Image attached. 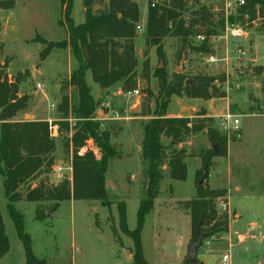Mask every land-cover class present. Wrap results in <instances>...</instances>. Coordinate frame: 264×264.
<instances>
[{"label":"rangeland","instance_id":"1","mask_svg":"<svg viewBox=\"0 0 264 264\" xmlns=\"http://www.w3.org/2000/svg\"><path fill=\"white\" fill-rule=\"evenodd\" d=\"M14 7L9 10L0 9V63L5 64V73L8 80H12L18 73L22 75L19 86V95L29 97L27 108L19 112L14 121H28L45 119L55 123V152L53 168L70 163L71 171H63L66 178L72 177V155L71 147H67L73 134L77 121L74 116L63 117L59 111L62 99H68L70 107L76 104V89L71 85V72L77 63L72 57L69 48L53 49L46 57L42 52L45 46L33 42L35 38L46 41L59 42L66 39V31L58 25L61 17V5L57 0H12ZM142 5L139 25H145V6L148 0H136ZM210 8L212 21L216 26L218 36L208 40L210 54L195 53L193 48L202 44L198 37H190L185 45L180 38L166 37L162 40L164 57L159 59L154 48L150 49V80L148 87L154 95L149 101L151 110L159 104L157 80L152 77L153 70L157 67L163 69L168 78L181 73L193 80L197 77L217 78L212 87L219 93H225L228 100L236 106L226 107L228 100L218 99L210 104L204 105L201 99H188L185 96L171 98L166 114L167 116L197 118L198 114L204 112L199 120H209L207 126L211 128L213 136L225 137V154L212 157V168L217 174L214 189L224 190L222 197L226 203L238 196L246 194L264 196V74L256 76L253 73V58L245 54H237L239 51H247V45L251 44V38L256 34H262L257 19L253 22H243L236 19V24L243 29V38H233L226 30V15L222 0H188L186 2L183 18L186 22L190 14L199 5ZM164 3H168L165 0ZM102 5L96 3L94 11L100 10ZM236 18L237 13H233ZM71 17L75 25L84 22L82 0H73ZM222 21L224 24L222 25ZM146 33L136 34L138 40L135 42L137 58L136 79L130 84L126 91L123 85L112 88L118 91V96L109 100L105 92H99L87 75V82L93 86V100L97 103L92 112V121L98 123L93 125L90 136L99 146L102 143L101 134L108 130L112 135V144L120 158L114 159L108 164L105 174L108 204L100 205L99 202L64 201L59 208L50 213L51 202L30 203L20 201L15 204V211L21 221L24 233L31 240V249L35 257L45 259L50 264H123V255L129 256L134 243L130 237L124 234L120 228L119 209L117 204L124 203L125 226L128 230H134L137 223V209L140 201V193L143 188V163L141 159V141L143 138V126L150 120L149 117H141L140 113L146 97L142 89L144 81L139 77L141 74L142 52L145 47L142 43ZM218 37H220L218 39ZM144 38V39H145ZM259 53L264 55V41L258 43ZM134 52V54H135ZM227 52L229 55L227 56ZM227 58L224 62H210L213 56ZM135 56V55H134ZM256 68V67H255ZM264 68V65H263ZM224 82H220V80ZM42 84L40 90L36 87ZM263 88V90H262ZM116 89V90H115ZM134 90H139V97L129 95ZM110 102L112 110L116 111L120 120H94L101 118L102 104ZM208 108V110L206 109ZM104 112V111H103ZM229 112L239 120V129L225 136L218 130L217 117L214 113ZM72 114V113H71ZM222 114V115H224ZM90 116V117H91ZM89 118V116H87ZM198 120V119H197ZM92 123V122H89ZM89 138L95 146L93 139ZM162 143L167 146L169 139L161 137ZM218 146V154L222 148L211 145L206 132L186 137L184 142L176 148H183L186 152L184 162H188L187 176L184 181H173L168 178V168L162 167L164 175L160 183L159 195L154 200L153 208L145 215L140 232V247L144 260L147 264H170L168 260L163 261L162 251L168 252L177 242L183 231L187 229V219L177 209H183L181 201L190 200L194 197L195 171L193 165L201 166V158L209 155L213 147ZM96 147V146H95ZM97 149V148H96ZM230 149V150H229ZM98 150V149H97ZM102 151L99 149L98 157ZM230 152V158L227 154ZM168 153V151H167ZM167 160H164L166 163ZM213 171L210 169L209 173ZM228 176V178H227ZM42 178V177H41ZM40 178V179H41ZM50 183H58L63 178H58L54 171L48 176ZM209 176L207 179V184ZM194 183V184H193ZM24 193V190L21 189ZM229 199V200H228ZM180 201V202H179ZM219 204L215 200V207ZM238 203L227 213L228 223L236 220L235 215H241L242 210ZM154 211L158 213L156 216ZM39 213V214H37ZM50 213V216H47ZM0 214L3 221L5 233L9 242V250L0 259V264H25V254L21 241L18 239L14 222L10 216L3 188V177L0 174ZM220 213L219 216H225ZM37 215V217H36ZM264 227V225H263ZM115 230V236L113 235ZM223 234L214 236L212 241L220 242ZM132 248V249H131ZM239 253V254H238ZM234 264H251V253H240L237 249L230 252ZM213 261H218L217 254H210ZM263 255L260 256V261ZM199 261H197V264Z\"/></svg>","mask_w":264,"mask_h":264},{"label":"trees","instance_id":"2","mask_svg":"<svg viewBox=\"0 0 264 264\" xmlns=\"http://www.w3.org/2000/svg\"><path fill=\"white\" fill-rule=\"evenodd\" d=\"M61 5V17L58 25L66 31V39L59 42L46 41L35 38L33 42L45 46L42 52L46 57L53 49L69 48L77 63L71 72V85L75 87L77 100L71 108L67 98H63L59 111L63 117L74 116L77 125L67 147L72 150V177L58 183H50L48 176L53 170L56 125L44 120L14 121L16 115L27 108L29 97L19 95L22 75L18 73L12 80L7 79L5 64L0 63V174L3 177V188L7 200L8 211L14 222L18 239L21 241L25 254V264H50L45 259L35 257L31 249V240L24 233L23 225L15 211V204L20 201L30 203L51 202L50 213L55 212L64 201L99 202L108 204L105 174L108 164L121 157L117 149L110 143L112 135L108 130L101 134L102 143L98 146L90 136L93 125L92 112L97 103L93 100L91 89L85 76L89 72L92 82L107 90L114 84L121 83L126 91L136 79L137 60L134 56L136 38L135 26L139 22V8L133 0H82L84 22L75 25L72 17L73 0H57ZM147 2L146 38L142 52L140 78L144 81L142 89L146 97L141 117L150 120L143 126L141 141V159L143 163V188L137 209V223L134 230L125 226L124 203L117 204L119 209L120 228L134 243L132 253L133 264H147L140 247V232L147 215L153 208L154 200L159 195L160 183L164 178L162 167L168 168V178L173 181H184L187 167L184 162L186 152L183 148H176L184 142L186 137L206 132L211 145L218 144L222 148L218 154L210 151L209 155L201 158V166L195 172V196L181 203L190 219L191 240L195 229L199 226L201 234L206 238L219 236L228 231V216H219L215 207V200L224 197V190H211L207 179L214 156L225 154V137L213 136L211 128L207 126L206 118L198 114L194 119L189 117L167 118V108L173 96L204 101L214 98H225V93H219L212 83L217 78L197 77L192 84L185 87L188 77L182 73L174 74L172 78L163 69L153 70L152 77L157 80L159 104L151 110L149 101L154 98L148 87L150 80L149 52L154 48L159 59H163L162 40L166 37L180 38L185 41L190 37H203L202 44L193 48L195 53L210 54L208 40L218 36L216 26L212 21L209 7L199 5L190 14L186 22L183 18L184 8L188 0H168L151 7ZM96 3L101 4L100 10L94 11ZM14 7L12 0H0V9L9 10ZM237 16H228L229 25L236 24V19L243 22L263 21L260 31L264 32V0H245L244 5L236 9ZM224 22L222 21V25ZM1 28V25H0ZM2 46L0 45V52ZM264 72L262 66L253 69L254 75ZM224 82V80H220ZM263 90V88H262ZM139 93H141L139 91ZM72 113V114H71ZM93 115V114H92ZM89 116V118L87 117ZM91 116V117H90ZM198 119V120H197ZM92 122V123H89ZM169 139L165 146L161 137ZM93 139L96 148L102 151L96 157L86 153L78 157L76 152L85 141ZM213 149V148H212ZM168 151V153H167ZM222 153V154H221ZM164 160H167L164 163ZM42 177V178H41ZM41 178V179H40ZM203 183L199 186V181ZM24 190V193L21 192ZM39 214V213H37ZM37 217V215H36ZM115 236V230H113ZM9 250V242L5 233L0 214V259ZM197 264V263H196Z\"/></svg>","mask_w":264,"mask_h":264},{"label":"crops","instance_id":"3","mask_svg":"<svg viewBox=\"0 0 264 264\" xmlns=\"http://www.w3.org/2000/svg\"><path fill=\"white\" fill-rule=\"evenodd\" d=\"M133 1L138 5L139 19H140V14L142 12V10H141L142 5H141V3L137 2L136 0H133ZM146 15H147V5L145 6V16ZM145 22H146V17H145ZM144 38H143L141 44H144ZM219 38L220 37H218V39ZM137 40H138V38L134 40V45H135V42ZM251 41H252V43L247 45L246 55H247V57L250 56L253 58L252 59L254 62L253 65L255 67H259V66L263 67L264 55L259 53V49L257 48V45H258L257 42L260 43V42L264 41V32H262V34L254 35L251 38ZM243 42L246 43L247 40L244 39ZM134 55H135L136 59L139 58V55L137 56L136 52ZM228 55H229V52H227V56ZM210 58L215 60V62H217V63L218 62H224L225 65L222 64L223 69L226 66V62L229 59V57H228V59L226 57L225 58H218L216 55L213 57H210ZM149 61L151 64L153 63V61L150 58V52H149ZM225 71H229V66H226ZM89 74H90L89 72L86 73L85 79H87V75H89ZM263 74H264V72L261 73L260 75H256V76H261ZM90 77H91V75H90ZM86 82H87V80H86ZM87 84L89 85L88 82H87ZM95 85L98 86L97 90L99 92H105L106 93L105 95H107V98H109V100L110 99L113 100V98H116L118 96V91L112 92V88L116 87V89H117L118 84L112 85L107 90H104L103 88H101L97 84H95ZM89 87L91 89V95L94 98L93 93H92L93 92V86L89 85ZM218 99L228 100V97L214 98V99H210L207 101H203V103H204V105H207V104H210V103H212ZM195 100H197V99H195ZM229 106H236V105L231 103L228 100L226 103V107L228 108ZM206 109L208 110V108H206ZM213 113H214L213 115L219 116V115L224 114L225 112H221V113L213 112ZM166 117L167 118H174L175 116H166ZM39 120H45V119H39ZM48 122H49V120H48ZM140 151H141V148H140ZM227 154L229 155V158H230V152H228ZM211 163H213V162L211 161ZM185 164H186V166H188V162L187 163L185 162ZM198 166H199L198 163L193 165V170L195 172L198 169ZM210 169L213 172L211 174L209 173L208 185L212 189H214L215 187H217L216 181H217L218 177H217V174L215 173V170H213L212 167H210ZM227 178H228V176H227ZM218 179H220V178H218ZM193 182H194V177H193ZM195 194H196V191H195ZM71 201H73V200H71ZM184 201H187V200H184ZM234 201L235 202H233V199L231 200V198H230V200L227 202L228 214L231 213L230 209L232 207H234L235 204H237V203L239 204L238 207L243 211L242 214L234 216L236 220L232 221L229 224L228 231L223 234L220 242H214L211 240H207V241L205 240L203 242V244H202L201 248L198 250V254H197V261H199L198 264H222V258L225 255L229 256V264H234L233 258L230 254L231 249H237L238 252H240V253H251V256H250V258H252L251 264H262V259L260 261V256L263 255V257H264V227H263V225H264V196L263 195L246 194L244 196H238L237 198H234ZM181 202H183V201H181ZM176 210H179L180 212H182L183 213L182 215H184L185 218L187 219V229L179 235L177 242L172 246V248H170V251H168V252L162 251L161 254L156 253V257L161 256L163 261L168 260L170 262V264H184L183 260H184V257L186 255L188 245L191 241L190 219H189L188 213L185 210H183V209L181 210V209H177V208H176ZM154 214L156 216L158 215V213L155 211H154ZM126 251H129V250L125 249V252ZM130 252L131 251H129V253ZM213 253L217 254L218 261H213V257L211 258L209 256L210 254H213ZM145 262H147V261L145 260ZM123 264H133L132 253H130L129 256H126L125 254L123 255Z\"/></svg>","mask_w":264,"mask_h":264},{"label":"built area","instance_id":"4","mask_svg":"<svg viewBox=\"0 0 264 264\" xmlns=\"http://www.w3.org/2000/svg\"><path fill=\"white\" fill-rule=\"evenodd\" d=\"M165 0H152L151 1V7H154L155 5H160L164 2ZM223 1V7H224V14L226 15V19L228 16L233 15L234 11H236V9L242 5H244L245 0H222ZM226 30L227 32H229V35L233 38H240L243 37L244 32L243 29L240 28L238 25H229L226 22ZM146 32V27L145 26H140L139 23L136 24L135 26V33L136 34H143ZM199 39H201L203 41V37L198 36ZM237 54L244 56L246 54V52L244 51H239L237 50ZM210 62H215V60H213L212 58H209ZM36 87L38 89H42L43 85L42 84H37ZM129 95L135 96V97H139L140 93L139 90H134L131 93H129ZM103 107V111H101V118L99 117H95L94 120L97 121H102V120H111V121H117L120 120L118 114L116 111L112 110V107L110 105L109 102H104L102 104ZM217 127L218 130L223 133L225 136H228L231 132L237 131L239 129V120L235 115L230 114L229 112H227L224 115H221L220 117H217ZM86 153H92L94 154L96 157H98V150L96 149V147L93 145L91 140H87L85 141V144L79 148L76 152L78 157H82L84 156ZM72 155V152H71ZM54 171V174L58 177V178H63L65 179V175L63 174V171H71V166L70 163L68 165V163L66 165H60L59 167H57L56 169L53 168L52 172ZM70 179V178H67ZM219 201V204L216 207V211L217 214L219 215L220 213H223L222 215H227L228 213V206L227 203L222 200V198L217 199ZM214 237H210V238H205L203 240V242L206 240H213ZM222 264H229V256L225 255L222 258Z\"/></svg>","mask_w":264,"mask_h":264},{"label":"water","instance_id":"5","mask_svg":"<svg viewBox=\"0 0 264 264\" xmlns=\"http://www.w3.org/2000/svg\"><path fill=\"white\" fill-rule=\"evenodd\" d=\"M182 68L179 67L177 72L178 74L181 73ZM192 84H199V82L194 81V80H187L185 82V87H188ZM213 151L214 153L218 152V146H214L213 147ZM203 183V179H201L198 183V185L200 186ZM47 216H50V213H47ZM206 238L205 235L201 234L199 231V226L195 229V234H194V238L190 241L189 245H188V249L186 252V255L184 257L183 263L184 264H196L197 263V254H198V250L201 248L202 244H203V240ZM129 254V251H126ZM262 264H264V257L262 258Z\"/></svg>","mask_w":264,"mask_h":264}]
</instances>
